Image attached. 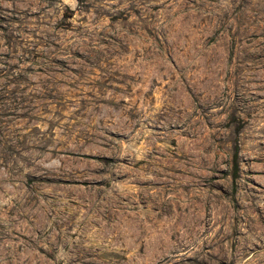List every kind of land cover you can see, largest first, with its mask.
Instances as JSON below:
<instances>
[{"label": "rangeland", "instance_id": "374dc122", "mask_svg": "<svg viewBox=\"0 0 264 264\" xmlns=\"http://www.w3.org/2000/svg\"><path fill=\"white\" fill-rule=\"evenodd\" d=\"M0 264H264V0H0Z\"/></svg>", "mask_w": 264, "mask_h": 264}, {"label": "bare ground", "instance_id": "6f19581e", "mask_svg": "<svg viewBox=\"0 0 264 264\" xmlns=\"http://www.w3.org/2000/svg\"><path fill=\"white\" fill-rule=\"evenodd\" d=\"M15 261L19 262V260H18V259H16Z\"/></svg>", "mask_w": 264, "mask_h": 264}]
</instances>
